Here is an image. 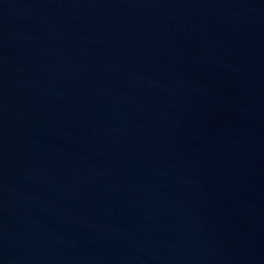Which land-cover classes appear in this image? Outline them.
Listing matches in <instances>:
<instances>
[{
  "label": "water",
  "instance_id": "water-1",
  "mask_svg": "<svg viewBox=\"0 0 264 264\" xmlns=\"http://www.w3.org/2000/svg\"><path fill=\"white\" fill-rule=\"evenodd\" d=\"M0 264H264V0H0Z\"/></svg>",
  "mask_w": 264,
  "mask_h": 264
}]
</instances>
